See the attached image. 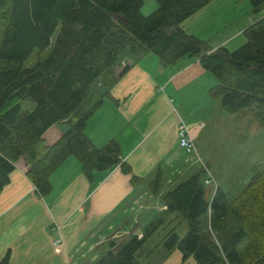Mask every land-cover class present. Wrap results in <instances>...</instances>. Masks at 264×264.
<instances>
[{"label":"trees","instance_id":"trees-1","mask_svg":"<svg viewBox=\"0 0 264 264\" xmlns=\"http://www.w3.org/2000/svg\"><path fill=\"white\" fill-rule=\"evenodd\" d=\"M156 1L158 8L145 15L143 0H0V188L21 157L41 196L51 192V174L70 156L81 162L88 178L121 162L116 140L97 147L85 128L111 97L119 78L116 69L127 55L139 60L153 53L165 66L200 56L201 65L218 80L211 98L228 113L256 104V115L264 122V16L244 30L242 46L213 50L182 28L210 0ZM251 3L255 13L264 11V0ZM52 44L47 56L25 66L35 49L42 52ZM23 100L33 101L34 108L24 109ZM59 123L67 124V131L47 145L45 132ZM121 166L132 173L127 163ZM204 177L202 168L178 183L163 197L166 210L149 221L142 235L93 264H147L142 257L148 255V241L160 230L166 251L179 250L183 262L192 257L194 264H264V154L237 193L218 186L209 202ZM140 180L132 175L133 184ZM160 183L157 173L150 189L158 193ZM175 220L188 224L182 238L179 222L166 230Z\"/></svg>","mask_w":264,"mask_h":264},{"label":"crops","instance_id":"crops-1","mask_svg":"<svg viewBox=\"0 0 264 264\" xmlns=\"http://www.w3.org/2000/svg\"><path fill=\"white\" fill-rule=\"evenodd\" d=\"M263 16L264 11H253L251 0H210L182 28L207 41L213 50L234 51L247 40L244 30ZM198 17L202 21H195L196 27L203 29L194 31L189 24L194 26L191 20ZM116 71L119 78L111 97L89 119L85 133L97 147L116 140L121 162L88 178L81 162L70 156L51 174V192L41 196L27 176L28 161L21 157L9 182L0 188V264L7 255V264H93L117 247L116 240L124 243L142 235L146 219L166 210L164 195L202 168L206 170L202 157L207 154L200 140L207 120L202 112L213 105L210 89L218 80L201 65L200 56L165 66L153 53L139 60L127 55ZM162 100L168 103L166 112L155 119L152 112L160 109ZM182 122L190 130L196 152H187L179 144ZM67 128L65 123L49 128L44 134L46 144L54 143ZM122 163L130 165L132 173H125ZM210 171L217 185L205 183L210 186L205 188L209 202L216 188L224 187ZM157 173L161 183L154 193L150 183ZM132 175L141 180L133 184ZM174 218L175 214L170 215L169 221ZM180 225L183 220L177 231ZM175 252H167L168 257ZM180 254L176 256L181 264ZM149 258L150 254L142 257Z\"/></svg>","mask_w":264,"mask_h":264},{"label":"rangeland","instance_id":"rangeland-1","mask_svg":"<svg viewBox=\"0 0 264 264\" xmlns=\"http://www.w3.org/2000/svg\"><path fill=\"white\" fill-rule=\"evenodd\" d=\"M143 1L145 3L142 11L146 13H144L145 15L150 14L158 8L156 0ZM155 5H157L156 9H154L155 7L153 8ZM191 21V23L194 24V26L189 24L192 30L200 31L203 29V27H196L199 25L195 23V21L201 24L202 20L200 17L193 18ZM60 29L61 24H59L52 38L53 41L60 32ZM1 32L2 28L0 30V33ZM53 44L42 52L35 49L25 62V66L30 67L39 59L47 56ZM211 103H213V105H208L205 111L202 112L207 120L204 134L200 140L201 145H204V156L207 154L206 157H202L206 163L205 175L207 174L206 178L213 177L211 175L212 173H210V170H212L217 181L223 182V188L229 191V193L234 194L241 190L242 187H245L250 181L252 168L264 154V122L256 115V104L242 108L236 113H228L222 107L219 100L211 99ZM22 106L24 109L31 110L34 108L35 103L31 100H23ZM167 106L168 103L162 100L160 109L152 112L155 119L158 117L160 118L162 114L166 112ZM163 180H165V178ZM212 182L217 185L215 179H213ZM206 188L210 190L209 185H206ZM260 199L264 202L263 194L260 196ZM154 217H148L144 225L146 226L149 224V221L154 219ZM187 230L188 224L184 221V225H180L179 227V236L181 238L185 236ZM164 234V230H160L148 241L145 253L150 254V258L147 260V264H180L176 256L178 254L181 255L180 252L176 250V254H172L168 257L166 249L161 244ZM119 241L120 240H116L117 247L115 250L122 244L119 243ZM181 260L182 259L179 261L181 262ZM181 264H194V258L191 257L186 262H181Z\"/></svg>","mask_w":264,"mask_h":264},{"label":"built area","instance_id":"built-area-1","mask_svg":"<svg viewBox=\"0 0 264 264\" xmlns=\"http://www.w3.org/2000/svg\"><path fill=\"white\" fill-rule=\"evenodd\" d=\"M178 133L180 146L184 148L187 152H196V146L190 134V130L184 122L179 125ZM213 179V177L206 178L205 183L211 184L213 183ZM58 242H61V239H59Z\"/></svg>","mask_w":264,"mask_h":264}]
</instances>
